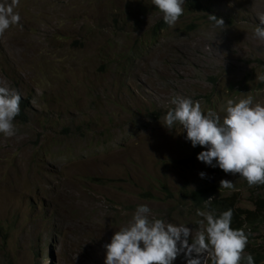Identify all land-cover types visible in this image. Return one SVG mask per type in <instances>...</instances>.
<instances>
[{"label":"rangeland","instance_id":"1","mask_svg":"<svg viewBox=\"0 0 264 264\" xmlns=\"http://www.w3.org/2000/svg\"><path fill=\"white\" fill-rule=\"evenodd\" d=\"M191 1L154 33L163 14L152 0H20L19 24L0 36V81L26 104L16 135L0 134V264H104V245L140 205L195 234L196 210L211 211L190 201L199 188L243 209L253 193L264 198V187L199 161L207 149L163 119L177 95L221 119L227 99L264 104L254 35L264 0ZM254 228L245 233L259 250L264 222ZM173 264H187L184 254Z\"/></svg>","mask_w":264,"mask_h":264},{"label":"clouds","instance_id":"2","mask_svg":"<svg viewBox=\"0 0 264 264\" xmlns=\"http://www.w3.org/2000/svg\"><path fill=\"white\" fill-rule=\"evenodd\" d=\"M20 0L0 2V36L12 25L19 24L20 15L14 9ZM185 0H152L163 14V21L174 26L184 13ZM254 27L256 38L264 41V14L258 15ZM216 28L225 29V21L208 15ZM21 95L18 90L0 81V134L16 135L15 118L20 114ZM163 117L167 128L179 122L186 130V139L193 147L206 148L197 159L212 167L218 166L226 174L239 175L250 187L264 185V104L253 101L251 95L238 101L227 99L223 119L216 111H202L201 103L190 97H173ZM216 164H213V161ZM201 178L205 173H199ZM232 181L222 179L220 188L234 189ZM215 197L204 200L209 208ZM203 217L199 230L185 224H174L152 216L147 205L136 208L125 226L116 230L110 243L104 245V264H173L183 253L187 264H255L251 254L245 255L249 235L243 228L231 227L233 211L218 216L215 210H196ZM250 234V230H249ZM192 240L189 243V236Z\"/></svg>","mask_w":264,"mask_h":264},{"label":"trees","instance_id":"3","mask_svg":"<svg viewBox=\"0 0 264 264\" xmlns=\"http://www.w3.org/2000/svg\"><path fill=\"white\" fill-rule=\"evenodd\" d=\"M190 6L193 9L200 8V5L197 0H192L190 2ZM166 23L163 20H160L153 26L154 33H156L159 30H163L166 28ZM26 107V104H22L20 108V114L16 117V119L23 118L21 109H24ZM200 146H195V149L197 150ZM213 164H216V161H213ZM218 167V166H217ZM220 171V170H218ZM219 173V172H218ZM239 176V175H238ZM242 178V177H241ZM245 182H247L244 178H242ZM258 189H261L264 187V185H256ZM214 189L212 187L210 188H199L193 191H190L187 193L190 201L193 203L196 207H201L204 204V200L208 199L209 197L214 196ZM252 209H243L237 206V198L235 195L229 196V197H222L220 199H213L211 205L209 206L210 210H215L217 216L228 210L232 209L233 211V217H232V223L231 227L233 229H240L243 228L246 231L247 227H252L254 230L255 226L258 225L261 222H264V198L255 195L253 193L252 198ZM245 225L247 226L245 228ZM1 233V232H0ZM247 251V255L251 254L254 257L255 264H263L264 263V247L261 249L253 250V248L247 244L245 252Z\"/></svg>","mask_w":264,"mask_h":264}]
</instances>
